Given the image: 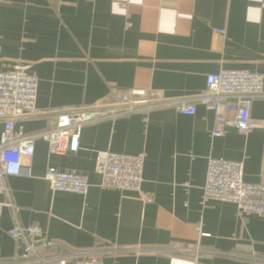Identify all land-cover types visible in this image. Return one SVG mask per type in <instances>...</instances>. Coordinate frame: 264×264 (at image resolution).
<instances>
[{"label":"crops","instance_id":"obj_1","mask_svg":"<svg viewBox=\"0 0 264 264\" xmlns=\"http://www.w3.org/2000/svg\"><path fill=\"white\" fill-rule=\"evenodd\" d=\"M16 67L38 78L27 134L113 89L186 96L195 113L164 106L86 124L78 150L63 154L35 138L28 172L8 176L1 195L10 205L0 213V264L22 258L16 224L39 225L102 264H264V216L201 203L210 156L242 160L245 181H264V94L252 100L247 133L228 124L218 136L212 111L193 98L220 68L264 79V0H0V71ZM99 150L144 153L141 193L99 185ZM50 166L84 173L87 193L52 190Z\"/></svg>","mask_w":264,"mask_h":264},{"label":"built area","instance_id":"obj_2","mask_svg":"<svg viewBox=\"0 0 264 264\" xmlns=\"http://www.w3.org/2000/svg\"><path fill=\"white\" fill-rule=\"evenodd\" d=\"M38 78L22 67L0 71V213L5 205L1 195L7 190L6 178L29 170L34 155V140H45L53 154L75 152L84 125L103 119H115L134 112L171 106L179 113H195V105L186 96H165L159 90L113 89L92 104L58 110L49 128L27 134L21 123L38 112L36 96ZM264 94L262 74L246 69L220 68L206 76L205 88L194 99L211 110L217 127L212 135H221L222 127L232 125L247 133L254 125L250 116L253 98ZM147 118H144L146 122ZM17 124V127H16ZM144 153L99 150L95 153L94 170L99 185L119 190L140 192L143 180ZM44 178L52 190L86 194L89 181L84 173L48 167ZM141 196L147 199L141 194ZM218 200L233 203L238 215L264 216V181L248 182L243 178V161L208 157L201 203ZM10 235L23 246L22 258L12 264H102L93 254L68 249L45 237L36 224H16ZM58 247L53 255L42 250Z\"/></svg>","mask_w":264,"mask_h":264},{"label":"water","instance_id":"obj_3","mask_svg":"<svg viewBox=\"0 0 264 264\" xmlns=\"http://www.w3.org/2000/svg\"><path fill=\"white\" fill-rule=\"evenodd\" d=\"M21 249H22V251H23V246L21 245Z\"/></svg>","mask_w":264,"mask_h":264}]
</instances>
